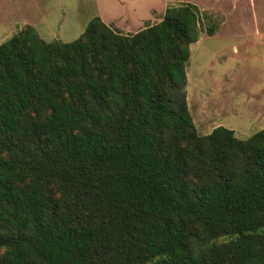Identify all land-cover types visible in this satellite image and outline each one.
I'll list each match as a JSON object with an SVG mask.
<instances>
[{
  "label": "trees",
  "instance_id": "1",
  "mask_svg": "<svg viewBox=\"0 0 264 264\" xmlns=\"http://www.w3.org/2000/svg\"><path fill=\"white\" fill-rule=\"evenodd\" d=\"M207 16L0 43V264H264V129L200 134L187 106Z\"/></svg>",
  "mask_w": 264,
  "mask_h": 264
},
{
  "label": "rangeland",
  "instance_id": "2",
  "mask_svg": "<svg viewBox=\"0 0 264 264\" xmlns=\"http://www.w3.org/2000/svg\"><path fill=\"white\" fill-rule=\"evenodd\" d=\"M184 2L218 23L213 34L201 32L191 43L186 64V100L197 131L222 125L247 138L264 129V0H0V43L26 26L46 41H72L94 16L132 34Z\"/></svg>",
  "mask_w": 264,
  "mask_h": 264
},
{
  "label": "crops",
  "instance_id": "3",
  "mask_svg": "<svg viewBox=\"0 0 264 264\" xmlns=\"http://www.w3.org/2000/svg\"><path fill=\"white\" fill-rule=\"evenodd\" d=\"M192 117V116H191ZM193 120V119H192ZM193 123H194V120H193ZM194 125H195V123H194ZM195 128H196V126H195ZM197 130V129H196ZM198 132V131H197ZM210 132V131H209ZM199 133V132H198ZM208 133V132H207ZM200 134H206V133H200ZM235 134V133H234Z\"/></svg>",
  "mask_w": 264,
  "mask_h": 264
}]
</instances>
